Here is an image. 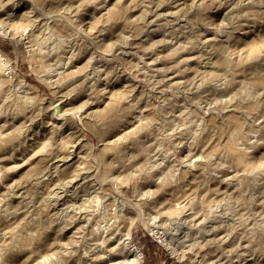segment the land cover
I'll use <instances>...</instances> for the list:
<instances>
[{
	"label": "rangeland",
	"instance_id": "1",
	"mask_svg": "<svg viewBox=\"0 0 264 264\" xmlns=\"http://www.w3.org/2000/svg\"><path fill=\"white\" fill-rule=\"evenodd\" d=\"M1 1L0 264H264V0Z\"/></svg>",
	"mask_w": 264,
	"mask_h": 264
},
{
	"label": "bare ground",
	"instance_id": "2",
	"mask_svg": "<svg viewBox=\"0 0 264 264\" xmlns=\"http://www.w3.org/2000/svg\"><path fill=\"white\" fill-rule=\"evenodd\" d=\"M3 1V0H2ZM2 1H1V3H2ZM11 1V0H10ZM16 1V0H15ZM174 1V0H173ZM177 1V0H176ZM168 2V1H167ZM197 2V1H196ZM13 3V2H12ZM185 3V2H184ZM24 4V3H23ZM176 4H177V2H176ZM162 5V4H161ZM165 6V5H164ZM1 8V7H0ZM160 8V7H159ZM156 10V9H155ZM154 10V11H155ZM153 11V10H152ZM176 11H177V9H176ZM175 11V12H176ZM22 13V12H21ZM170 13V12H169ZM4 14H6V16L9 14H7V12H3V11H0V31L3 33V34H7L8 32H7V29L5 28V26H6V24L4 23V18H3V15ZM162 14V13H161ZM164 14V13H163ZM171 14V13H170ZM228 14V13H227ZM20 15V14H19ZM22 15V14H21ZM31 15V14H30ZM146 15V14H145ZM9 16V15H8ZM23 16H24V13H23ZM155 16V15H154ZM159 16V15H158ZM9 18V17H8ZM14 18V17H13ZM29 18V17H28ZM151 18V17H150ZM156 18V17H155ZM158 18V17H157ZM168 18V17H167ZM7 19V18H6ZM15 19H16V17H15ZM18 19V18H17ZM30 19V18H29ZM28 19V20H29ZM145 19V18H144ZM12 20V19H11ZM151 20V19H150ZM174 20V19H173ZM83 21V20H82ZM85 21V20H84ZM147 21V20H146ZM161 21V20H160ZM168 22V21H167ZM174 22V21H173ZM152 23V22H151ZM154 23V22H153ZM157 24V23H156ZM166 25H168V24H166ZM157 27V26H156ZM155 27V28H156ZM161 27V26H160ZM154 28V29H155ZM208 31V30H207ZM11 33V32H10ZM152 36V35H151ZM17 37V36H16ZM133 39V38H132ZM205 39H207L206 37H205ZM209 39V38H208ZM212 39V38H211ZM170 42H172V41H170ZM181 44V43H180ZM107 45V44H106ZM136 45V44H135ZM134 45V46H135ZM139 45V44H138ZM71 46H73V45H71ZM128 46V45H127ZM137 46V45H136ZM185 46V45H184ZM184 46H183V48H184ZM75 48V47H74ZM86 48V47H85ZM105 48H107V47H105ZM146 48V47H145ZM76 49V48H75ZM130 50V49H129ZM132 50V49H131ZM184 50V49H183ZM95 51V50H94ZM123 52V51H122ZM75 53V52H74ZM77 53V52H76ZM126 53V52H125ZM132 53V52H131ZM135 53V52H134ZM97 54V53H96ZM71 55H73V54H71ZM87 55V54H86ZM190 55H192V54H190ZM70 56V55H69ZM73 56H75V55H73ZM121 57V56H120ZM186 57H188V56H186ZM200 57V56H199ZM198 57V58H199ZM209 57V56H208ZM65 58V57H64ZM70 58V57H69ZM95 58V57H94ZM97 58H99L98 56H97ZM74 59V58H73ZM125 59V58H124ZM182 59V58H181ZM188 59V58H187ZM195 59V58H194ZM62 60V59H61ZM66 60V59H65ZM91 60V59H90ZM56 61V60H55ZM67 61V60H66ZM69 61V60H68ZM73 61V60H72ZM157 61V60H156ZM183 62V61H182ZM74 63V62H73ZM89 63H91L90 61H89ZM96 63V62H95ZM51 64V63H50ZM101 64V63H100ZM185 64V63H184ZM187 64V63H186ZM56 65V64H55ZM61 65V64H60ZM89 65V64H88ZM174 65V64H173ZM71 66V65H70ZM73 66V65H72ZM93 66H95V65H93ZM101 66V65H100ZM136 66H137V64H136ZM192 66V65H191ZM58 67V66H57ZM68 67V66H67ZM107 67V66H106ZM164 67V66H163ZM177 67V66H176ZM9 68H12V66H10V60H9V57H8V55L4 52V51H1L0 50V72H2V69H4V70H8V73H10V70H9ZM65 68V67H64ZM101 67H99V68H97V69H100ZM173 68V67H172ZM59 69V68H58ZM66 69V68H65ZM91 69H93V68H91ZM94 69H96V68H94ZM96 69V70H97ZM163 69V68H162ZM161 69V70H162ZM169 69V68H168ZM181 69V68H180ZM186 69V68H185ZM69 70V69H68ZM138 70V69H137ZM157 70H159L158 68H157ZM177 70H178V67H177ZM182 70V69H181ZM64 71V70H63ZM72 71V70H71ZM93 71V70H92ZM100 71V70H99ZM168 71V70H167ZM5 73H6V71H4ZM59 72H61V71H59ZM74 72V71H73ZM86 72V71H85ZM94 73V72H93ZM96 73H98V71L96 72ZM141 73V72H140ZM178 73H179V71H178ZM99 74V73H98ZM174 74V73H173ZM180 74V73H179ZM178 74V75H179ZM51 75V74H50ZM57 75V74H56ZM164 75V74H163ZM93 76H95V75H93ZM99 76V75H98ZM141 76V75H140ZM53 77V76H52ZM136 77V76H135ZM176 77V76H175ZM63 78V77H62ZM73 78V77H72ZM76 78V77H75ZM75 78H73V79H75ZM143 78V77H142ZM165 78H166V76H165ZM168 78V77H167ZM173 78V77H172ZM65 79V78H64ZM68 79V78H67ZM66 79V80H67ZM102 79V78H101ZM7 81H8V79H6ZM56 80V79H55ZM69 80V79H68ZM100 80V79H99ZM130 80V79H129ZM137 80V79H136ZM176 80H178V79H176ZM7 81H5V80H3L2 78H0V88L2 89H4V86H5V82H7ZM16 81V80H15ZM51 81V80H50ZM58 81V80H57ZM75 81V80H74ZM84 81V80H83ZM179 81V80H178ZM71 82V81H70ZM76 82V81H75ZM92 82V81H91ZM133 82V81H132ZM177 82V81H176ZM8 83V82H7ZM10 83V82H9ZM73 83V82H72ZM137 83V82H136ZM169 83V82H168ZM77 84V83H76ZM85 84V83H84ZM94 84V83H93ZM132 84V83H131ZM164 84V83H163ZM8 85V84H7ZM10 85H12V83L10 84ZM13 85H14V88H12L13 90H16V89H19V88H23L22 89V91L23 92H25L24 93V95H23V97H25V100H28L29 98H31L32 96H30L29 94H28V92H27V90L31 87H33V86H36L35 84H33L31 81H29L28 79H26V78H20V80H18V81H16L15 83H13ZM125 85V84H124ZM17 86H18V88H17ZM103 87V86H102ZM30 88V89H31ZM86 88V87H85ZM20 89V90H21ZM74 89H76V87L74 88ZM71 90V89H70ZM86 90V89H85ZM69 91V90H68ZM1 92V91H0ZM67 93V92H66ZM65 94V93H64ZM63 94V96H61L58 100H56V101H53V102H51L50 103V106H51V113H50V115H51V118H53L54 117V115H55V113L56 112H58V113H61L62 114V117H60V118H55L56 120V122H57V124L58 125H60V126H62V125H64L66 122H68V119L71 117L70 116V114H67L69 111H78V110H76V106H73V105H69L68 103H66V101L68 100V98H69V95L70 94H65L64 95ZM62 95V94H61ZM8 96H10V95H7L6 96V98L8 97ZM22 96V95H21ZM98 96V95H97ZM2 98V97H1ZM5 98V99H6ZM3 100V99H2ZM70 100V99H69ZM92 101V100H91ZM71 102H73V101H71ZM89 105V104H88ZM91 108V107H90ZM80 111V110H79ZM131 120H133V119H131ZM55 123V122H54ZM133 124V123H132ZM56 125V124H55ZM134 125V124H133ZM54 126V125H53ZM2 127V126H1ZM50 127V126H49ZM56 127H57V125H56ZM51 128V127H50ZM59 128V127H58ZM71 128H73L72 126H71ZM61 129V128H60ZM131 129H134V128H131ZM130 129V130H131ZM46 130V129H45ZM69 135V134H68ZM79 136V135H78ZM31 138V137H30ZM80 138V137H79ZM105 140V139H104ZM74 141H76V140H74ZM23 142V141H22ZM72 142V141H71ZM27 143V142H26ZM70 143V142H69ZM29 145H30V143H29ZM73 145V144H72ZM79 148V147H78ZM27 149V148H26ZM69 149V148H68ZM17 150V149H16ZM63 155V154H62ZM48 156H49V154H48ZM56 156V155H55ZM65 156V155H64ZM66 156H67V154H66ZM65 156V157H66ZM52 157V156H51ZM3 158V157H2ZM10 158H11V156H10ZM57 158V157H56ZM67 158V157H66ZM69 158V157H68ZM5 159V158H4ZM53 159V158H52ZM60 159V158H59ZM243 159H244V157H243ZM12 160H14V159H12ZM65 160H68V159H65ZM5 161V160H4ZM52 162V161H51ZM73 162V161H72ZM72 162H71V164H72ZM75 162V161H74ZM76 163V162H75ZM47 164V163H46ZM50 164V163H49ZM53 164V163H52ZM77 164L79 165V163L77 162ZM76 164V165H77ZM5 165H6V163H5ZM51 165V164H50ZM62 165H64V164H62ZM69 165V164H68ZM78 165H77V167H78ZM154 165V164H153ZM152 164H151V166H153ZM156 165V164H155ZM14 166V165H13ZM53 166V165H52ZM80 166V165H79ZM150 166V165H149ZM8 167V166H7ZM45 167H46V165H45ZM60 167H62V166H60ZM60 167H59V169H60ZM65 167H67V166H65ZM48 168V167H47ZM74 168H76V167H74ZM45 169V168H44ZM54 169V168H53ZM58 169V168H57ZM7 170V169H6ZM55 170H56V168H55ZM79 170V169H78ZM75 171H77V168L75 169ZM74 171V172H75ZM0 172H1V169H0ZM132 172V171H131ZM45 174H46V172H44ZM71 174H72V171H71ZM132 174V173H131ZM5 175V174H4ZM42 175H44V174H42ZM79 176V175H78ZM4 177V176H3ZM6 178V177H5ZM41 178H42V176H41ZM40 178V179H41ZM39 179V180H40ZM58 180V179H57ZM35 181V180H34ZM4 182V181H3ZM57 183V182H56ZM76 183V182H75ZM11 185V184H10ZM48 185V184H47ZM16 186V185H15ZM52 186V185H51ZM24 187V186H23ZM50 187V186H49ZM18 188V187H17ZM51 188V187H50ZM9 190V189H8ZM11 190V189H10ZM20 190V189H19ZM49 190V189H48ZM52 190V189H51ZM25 191H26V189H25ZM25 193V192H24ZM50 193V192H49ZM22 194V193H21ZM54 194H57V193H54ZM59 195V194H58ZM96 195H100V194H96ZM95 195V196H96ZM4 196H5V194H4ZM25 196V195H24ZM54 196V195H53ZM103 196V195H102ZM114 196V195H113ZM61 197V196H60ZM96 197H98V199H99V196H96ZM104 197H106V196H104ZM112 197V196H111ZM105 199V198H104ZM116 199V198H115ZM117 199H119V198H117ZM122 199V198H121ZM124 199V198H123ZM122 199V200H123ZM59 200V199H58ZM93 200V199H92ZM54 201V200H53ZM64 201V200H63ZM105 201V200H104ZM116 201V200H115ZM101 202H103V201H101ZM4 203H5V201H4ZM3 203V204H4ZM65 203V202H64ZM67 203V202H66ZM95 203V202H94ZM68 204H70V203H68ZM90 204V203H89ZM105 204H106V202H105ZM2 205V204H1ZM8 205V204H7ZM55 205H57V204H55ZM69 206V205H68ZM103 206V205H102ZM5 207H6V205H5ZM54 207V206H53ZM96 207V206H95ZM7 208V207H6ZM13 207H11V209H12ZM64 208V207H63ZM101 208V207H100ZM71 209V208H70ZM87 209V208H86ZM85 209V210H86ZM96 209V208H95ZM94 209V210H95ZM15 210V209H14ZM56 210V209H55ZM83 210V209H82ZM88 210V209H87ZM93 210V209H92ZM4 211V210H3ZM6 211V210H5ZM53 211V210H52ZM65 210H63V212H64ZM81 211V210H80ZM79 211V212H80ZM89 211V210H88ZM102 211V210H101ZM57 212H59V211H57ZM67 212V211H66ZM86 212V211H85ZM93 212V211H92ZM55 214V213H54ZM50 215V214H49ZM78 215V214H77ZM76 215V216H77ZM94 215V214H93ZM57 216V215H56ZM103 216V215H102ZM105 216V215H104ZM104 216H103V218H104ZM50 217V216H49ZM54 217V216H53ZM72 217V216H71ZM75 217V216H74ZM129 217V216H128ZM51 218V217H50ZM55 218V217H54ZM81 218V217H80ZM90 218V217H89ZM102 218V217H101ZM83 219V218H82ZM81 219V220H82ZM131 219V218H130ZM71 220V219H70ZM107 220V219H106ZM89 221V220H88ZM106 222V221H105ZM130 222V221H129ZM63 224V223H62ZM129 224V223H128ZM65 225V224H64ZM64 225H63V227H64ZM78 225V224H77ZM96 225H97V229H98V231H99V228H100V221L99 222H96ZM106 225V224H105ZM6 228V227H5ZM68 228V227H67ZM76 228V227H75ZM87 228H88V226H87ZM96 228V227H95ZM95 228H94V230H95ZM104 228V227H103ZM156 228V227H155ZM155 228H153L152 229V232L154 233V234H156L158 237H160V239H161V241L162 242H165V244L167 245H170V242L168 241V239L163 235V234H161L160 233V231H159V229L158 230H156ZM107 229V228H106ZM79 230H80V228H79ZM86 230V229H85ZM104 230V229H103ZM72 231V230H71ZM84 231V230H83ZM83 231H80V232H83ZM107 231V230H106ZM7 232V231H6ZM95 232H96V230H95ZM101 232V231H100ZM83 233H85V232H83ZM74 234V233H73ZM114 234V233H113ZM4 235V234H3ZM84 235V234H83ZM111 235V234H110ZM7 236V235H6ZM112 236V235H111ZM79 237V236H78ZM110 238V237H109ZM75 239V238H74ZM107 239V238H106ZM58 240V239H57ZM98 240V239H97ZM117 240H119V242H120V244L122 243L123 245L121 246V249H119L120 251H121V253H123L124 254V257H126V259L129 261V263L130 264H139L140 262H141V258H142V251L138 248V246H135V243L133 242V240H132V230H131V224L129 225V226H127V230L124 232V234L121 236V237H119V239H117ZM8 242V241H7ZM99 242H100V240H99ZM113 242H115V241H113ZM5 243V242H4ZM96 243V242H95ZM116 243H118V241L116 242ZM103 244V243H102ZM120 244H117L118 246L120 245ZM164 244V243H163ZM112 245V244H111ZM110 245V246H111ZM65 246V245H64ZM5 247V246H4ZM89 248H91V247H89ZM109 248V247H108ZM113 248V247H112ZM115 248V247H114ZM172 248H174V247H172ZM110 249V248H109ZM108 249V250H109ZM107 250V249H106ZM114 250V249H113ZM112 250V251H113ZM116 250V249H115ZM175 250V249H174ZM9 251H10V249H9ZM110 251V250H109ZM116 251H118V249L116 250ZM172 251V250H171ZM99 252V251H98ZM97 252V254H99ZM115 252V251H114ZM95 253V252H94ZM109 253V252H108ZM175 253V252H174ZM177 253V252H176ZM104 254V253H103ZM110 254V253H109ZM113 254V253H112ZM120 254V253H119ZM102 255V254H101ZM96 256V255H95ZM94 256V257H95ZM97 256H99V255H97ZM96 256V257H97ZM104 256H107V255H105L104 254ZM122 256V255H121ZM95 257V258H96ZM100 257H103V256H100ZM120 257V256H119ZM103 258H106V257H103ZM108 258V257H107ZM115 258H116V256H115ZM99 259V258H98ZM113 259V258H112ZM100 260V259H99ZM110 260V259H109ZM128 264V263H127Z\"/></svg>",
	"mask_w": 264,
	"mask_h": 264
},
{
	"label": "water",
	"instance_id": "3",
	"mask_svg": "<svg viewBox=\"0 0 264 264\" xmlns=\"http://www.w3.org/2000/svg\"><path fill=\"white\" fill-rule=\"evenodd\" d=\"M71 112H72V111H69L67 114H71ZM56 117H57V118H60V117H62V114L57 112V113H56Z\"/></svg>",
	"mask_w": 264,
	"mask_h": 264
},
{
	"label": "built area",
	"instance_id": "4",
	"mask_svg": "<svg viewBox=\"0 0 264 264\" xmlns=\"http://www.w3.org/2000/svg\"><path fill=\"white\" fill-rule=\"evenodd\" d=\"M135 246H138L137 243H135ZM139 248V247H138ZM143 254V253H142Z\"/></svg>",
	"mask_w": 264,
	"mask_h": 264
}]
</instances>
